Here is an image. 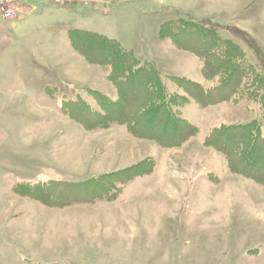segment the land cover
I'll list each match as a JSON object with an SVG mask.
<instances>
[{
    "label": "rangeland",
    "instance_id": "rangeland-1",
    "mask_svg": "<svg viewBox=\"0 0 264 264\" xmlns=\"http://www.w3.org/2000/svg\"><path fill=\"white\" fill-rule=\"evenodd\" d=\"M179 2L183 1L17 0L16 5L18 20L33 13L32 11H41L42 7L48 9L50 5H57L67 8L73 14L88 18L90 23L80 22L88 27H95L96 23L101 24L99 30L115 38L117 35L124 34L125 37L136 33L145 43L148 42L145 37L150 39L148 45L153 46L154 36L157 37L160 25L167 19L166 16L172 13L183 14L173 8V5ZM118 5L121 6L120 11H127L128 16H124L127 20H123L122 16L113 19L111 11ZM139 6L149 7L150 10H146V13L142 12L139 17H134ZM252 11L254 18L261 20L260 32L264 34V0H256L247 13ZM45 14H47L44 16L47 22L44 20L43 23L47 27L42 26L41 32L49 36L52 42L53 36L58 35L61 29L58 22L53 24L50 22L49 12ZM181 18V23L177 27L183 28L189 17ZM70 21H73V18ZM76 23H73L74 27L81 25ZM112 24L119 27V32L112 27ZM211 24L214 25L198 20L197 26L210 27L220 36L222 29L218 27L228 28L234 33H231L232 36L239 40L228 39L243 48L246 61L264 73V49L260 46L264 44V38L259 41L253 39L250 33L236 27L229 28L214 22ZM168 27L173 29L174 23H170ZM32 29L33 25L29 23L23 36L27 39L31 38L30 35L34 32ZM169 39L174 43L173 38ZM123 40L124 43L127 42L125 38ZM130 46L135 45L130 44ZM184 70L189 78L194 77L195 80V76H192L195 74L201 77L196 65L186 66ZM81 91L82 89L79 92ZM50 92H54V98L50 95L55 101L52 108L60 111L58 100L61 101L63 95L56 91ZM65 97L75 98L76 95ZM79 98H87L92 105H97V95L87 91L82 92ZM10 100L25 101L26 96L12 94L6 104L0 103V109L12 115L26 112L37 114L49 109L30 102L15 105L9 102ZM194 100V103L182 107L180 112L181 116L188 118L194 126H186L184 131H193L196 135L177 147H164L153 140L135 139L129 136L130 132L125 125H115L112 129L88 133L80 124L71 120L70 126L64 124V128L70 129L69 132L55 135L58 121H47L45 127L40 125L45 121L39 123L30 121L32 122L30 127L25 128L27 120L21 118L15 120L14 127L20 130L24 128L23 132L11 136L10 138H13L11 146L0 151V264H49L38 262L36 254L34 257L27 254L23 249L18 248L17 242L22 245L27 241L33 246L32 248L39 247L40 251L52 249L53 252L62 250L73 253L78 251V242L81 241L82 236L87 235L89 239L96 240L100 233L103 234L102 241L107 239L103 244L106 248L102 246L100 249L104 257L98 262L81 261V264H261L260 261L264 262V197L260 194L261 185L251 178L230 172L225 157L203 142L213 128L222 124H237L259 118L264 107L246 98L240 99V103L230 100L219 101L205 108L201 107L196 99ZM47 129L51 131L47 132ZM147 154H150L154 162V167L148 175L157 178L162 174L176 175L177 166L180 164L183 166V176H193L195 182L192 186L188 184L189 190L181 194L174 191L159 193L154 190L148 195V192H143V185L135 180L137 184H127L122 191L124 195L121 196L125 197L133 193V197L136 192L140 196L135 201L132 199L130 203L118 207H103L91 213L71 212L69 219L68 217L61 219L57 213L51 211L46 214L41 213L43 211L33 208L30 204L37 202L18 196L12 191L14 183L25 181L49 179L85 181L99 173L133 166L147 158ZM167 158L171 160V167L165 169L161 161L165 163ZM148 165L152 166V162ZM155 182L152 188L157 189L160 180L156 179ZM161 194L163 196L159 198ZM102 200L104 198H98L93 204L106 202ZM130 200L126 199L123 202ZM43 207L48 208L46 205ZM124 210L129 212H123ZM52 235L57 237L55 242ZM50 241L54 243L51 244Z\"/></svg>",
    "mask_w": 264,
    "mask_h": 264
},
{
    "label": "trees",
    "instance_id": "trees-1",
    "mask_svg": "<svg viewBox=\"0 0 264 264\" xmlns=\"http://www.w3.org/2000/svg\"><path fill=\"white\" fill-rule=\"evenodd\" d=\"M181 19L162 23L159 37L173 38L176 47L194 52L202 61L203 76L213 81L210 87L171 75L169 77L184 87L186 94L173 92L153 60L140 59L133 49L126 48L119 39L105 32L74 27L69 30L72 48L91 64L107 69L117 97L90 88L78 90L75 98L62 96L61 113L88 133L125 125L138 139L177 147L196 135L193 131H184L186 126H194L180 112L191 98L203 108L225 100L240 103L242 98L264 107V73L246 61L245 50L217 35L210 27L197 26L196 19L189 18L183 28L177 27ZM170 23H174L173 29H168ZM84 91L97 95L98 106L87 98H79ZM203 142L225 157L230 172L251 178L264 188V111L259 118L213 128ZM153 164L151 157H147L128 168L99 173L85 181H25L14 183L12 191L54 208L93 204L98 198L110 202L117 200L133 179L150 174ZM108 193L117 194L109 196Z\"/></svg>",
    "mask_w": 264,
    "mask_h": 264
},
{
    "label": "crops",
    "instance_id": "crops-1",
    "mask_svg": "<svg viewBox=\"0 0 264 264\" xmlns=\"http://www.w3.org/2000/svg\"><path fill=\"white\" fill-rule=\"evenodd\" d=\"M182 1L183 2L181 3L179 2L174 4L173 8L179 10L183 14H169L166 16L167 19L165 22L176 18L189 17L191 19L205 21V23L209 25H214L211 24V22H214L229 28L236 27L246 33L248 32V34L250 33L253 39L259 41L264 38V34L260 32V29L262 28L261 20H259V18H254L253 11L247 13L256 0ZM153 7L157 8L156 6ZM120 9L121 6L118 5L111 11L113 19H116L118 16H122V18H124L123 20H127L124 17L125 15L128 16L127 11H120ZM146 10L149 11L150 8L139 6L134 14V17H139L142 12H145ZM32 12L33 13H29L27 16H22L19 18V20L17 18L13 22H7L0 19V98H2L0 103L6 104L10 99V96L15 94L26 96L25 101H9L15 105L30 102L32 104L35 103L36 105H42V107L49 109L37 114L26 112L25 114L15 113L14 115L8 114L5 110L0 109V151L7 149L8 146H11L13 142V138H10L11 136L23 132L22 130L24 128L20 130L14 127V121L18 120L19 118L27 120L25 123V128L30 127L32 124L30 121H35L37 123H39V121H45L44 123H40L41 126L45 127L46 124H48L47 121L54 120L58 121V129H56L55 135H64L66 132L70 131V129L64 128V124H68L70 126L72 121L70 118L63 115L59 110L52 108V105L55 104V101L54 99L50 98V95H52L51 97L54 98V94H51L50 91H56V93H61L63 96H70L72 94H76L78 90L90 88L103 92L112 98L117 97V91L114 84L108 80L107 69L105 67L88 62L81 54L72 48L69 41V30L74 28L73 23L77 22L76 24H79L83 21L90 23L89 19L81 17V15L73 14L67 8L58 7L57 5H50V8L48 9L42 7L41 11ZM48 12L50 22H52V24L54 22H58V25L61 29L58 32V35L53 36L52 42L50 41L49 36H46L45 34H42L43 32H41L42 26L47 27L43 22L45 20L44 16L47 15L45 13ZM72 18L73 21H70ZM29 23H32V30H34V32H32V35H30L31 38L29 37V39H27L23 36V33L26 29H28ZM81 25L75 27H86L94 30L101 29V24L98 25L97 23L95 27H88L84 24ZM112 27L119 32V27L116 24H112ZM218 29H222V36L239 40L238 38L232 36L234 33L230 32L228 28L226 29L219 26ZM116 37L120 40L123 46L133 49L140 59L153 60L160 72L165 76V81L168 88L173 92L186 94L184 93L186 91L184 87L180 86V84L169 77L171 75L188 78L203 85L204 87H210L213 84L212 80H208L203 76L201 72V59L196 54H194V52L186 49H179L175 46L172 39H161L159 37V32L157 33V37L154 36L155 43L153 46L148 45L150 39L145 37V39L148 40V42L145 43L142 40V37L137 36L136 33L127 35L125 37L124 34L121 36L117 35ZM124 38L127 40L126 43H124ZM130 44H134L135 46L132 47ZM262 44H260V46L262 49H264V44L263 46ZM167 48H170L171 50H168ZM176 60L179 62H174ZM193 65L198 66L199 72L201 74L200 78L197 77V74L192 75L195 76V80L193 79L194 77L189 78L184 70V67ZM172 81H174L176 84H174ZM5 99H7V101H4ZM58 101L60 102V100ZM194 101L195 100L191 98L190 101L183 107L189 105L190 103H194ZM185 119L193 124L188 118L185 117ZM61 125L63 127H60ZM49 126L50 125H48V127ZM17 130L19 132H17ZM33 130L36 131V129ZM46 131L49 132L51 129H47ZM129 136L132 135L129 133ZM132 137L136 139V137ZM148 156L150 157V154H147V157ZM172 156L173 155H171V157ZM165 161V163L161 161L162 167L165 169L170 168V158H167ZM167 165L169 167H167ZM155 168L154 171L156 170ZM177 168L178 174L176 173V175L173 174L171 176H164L162 174L161 177L157 178L147 174L136 177L130 183L137 184L135 183L136 180V182H139L138 184L143 185L142 190L143 192H148V195H150L154 190H157L159 193L162 191L163 193L164 191L166 193L169 191H174L181 194L182 192L189 190L188 184L192 186L195 182V177L183 176V166L180 164L177 166ZM5 175L6 172L4 173V176ZM156 179L160 180L158 183L159 188L157 189L152 188V186L156 183ZM120 194L121 195L118 196V199L115 202L110 203L101 202L97 204H80L62 208L46 206L48 207L47 209L44 208L43 204L41 203L30 204H32L33 208H38L43 211L41 213L46 214L51 211L57 213L61 219H66L67 217L69 219L71 212L80 211V213H91L93 211L96 212L98 209L103 207H118L122 204L128 202L130 203L132 199L135 201V199L140 196V194L137 195L136 192L134 193L133 197V193L125 197H121L124 195L123 192ZM260 194L264 197V188L262 185ZM162 196L163 195L161 194L159 198ZM126 199L131 200L123 202ZM123 212L129 211L124 210ZM127 221L129 222V220ZM101 235L103 234L100 233L96 240L89 239L87 235L82 236L81 241L78 242V251H74L73 253L62 250L53 252L52 249H42L40 251L39 247L34 249L32 248L33 246L27 241H25V243L22 245L18 242L12 243H16L18 248L23 249L32 257H34L36 254L38 262H45L49 264H81V261L85 263L90 261L98 262L100 258L104 257V254L100 252V249L102 246H104L103 244L107 242V239L104 238L105 240L102 241ZM52 237L53 241L55 242L57 237H55V235H52ZM50 238L51 236H49L48 239ZM53 241H50L51 244L54 243ZM260 262L261 264H264L263 261Z\"/></svg>",
    "mask_w": 264,
    "mask_h": 264
},
{
    "label": "built area",
    "instance_id": "built-area-1",
    "mask_svg": "<svg viewBox=\"0 0 264 264\" xmlns=\"http://www.w3.org/2000/svg\"><path fill=\"white\" fill-rule=\"evenodd\" d=\"M11 1L9 3V1L0 0V19L7 22H13L19 17L17 13L18 7L16 5L17 0Z\"/></svg>",
    "mask_w": 264,
    "mask_h": 264
}]
</instances>
